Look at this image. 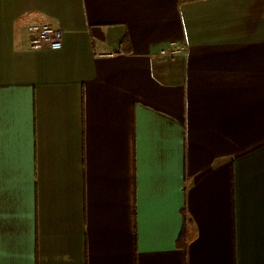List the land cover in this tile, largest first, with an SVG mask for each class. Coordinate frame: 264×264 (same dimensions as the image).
<instances>
[{
  "label": "crops",
  "instance_id": "obj_1",
  "mask_svg": "<svg viewBox=\"0 0 264 264\" xmlns=\"http://www.w3.org/2000/svg\"><path fill=\"white\" fill-rule=\"evenodd\" d=\"M0 264H264V0H0Z\"/></svg>",
  "mask_w": 264,
  "mask_h": 264
},
{
  "label": "built area",
  "instance_id": "obj_2",
  "mask_svg": "<svg viewBox=\"0 0 264 264\" xmlns=\"http://www.w3.org/2000/svg\"><path fill=\"white\" fill-rule=\"evenodd\" d=\"M30 36V46L34 51H59L63 48L64 33L58 28L47 23L32 24L28 27ZM185 49L181 46H174L170 52L171 55H177ZM163 55L167 53L162 52Z\"/></svg>",
  "mask_w": 264,
  "mask_h": 264
},
{
  "label": "trees",
  "instance_id": "obj_3",
  "mask_svg": "<svg viewBox=\"0 0 264 264\" xmlns=\"http://www.w3.org/2000/svg\"><path fill=\"white\" fill-rule=\"evenodd\" d=\"M184 1H186V2H187V1H195V0H183V2H184Z\"/></svg>",
  "mask_w": 264,
  "mask_h": 264
}]
</instances>
